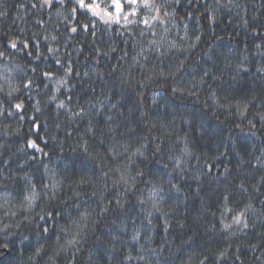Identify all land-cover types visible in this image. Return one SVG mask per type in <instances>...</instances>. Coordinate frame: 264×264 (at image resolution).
I'll return each mask as SVG.
<instances>
[{
  "label": "trees",
  "instance_id": "obj_1",
  "mask_svg": "<svg viewBox=\"0 0 264 264\" xmlns=\"http://www.w3.org/2000/svg\"><path fill=\"white\" fill-rule=\"evenodd\" d=\"M140 1L0 0V264H264V0Z\"/></svg>",
  "mask_w": 264,
  "mask_h": 264
},
{
  "label": "rangeland",
  "instance_id": "obj_2",
  "mask_svg": "<svg viewBox=\"0 0 264 264\" xmlns=\"http://www.w3.org/2000/svg\"><path fill=\"white\" fill-rule=\"evenodd\" d=\"M119 2L121 4V9L119 12L116 11L113 0H84V5L92 15L101 19L109 18L108 15H106L107 12H113L117 16L122 15L125 18L130 13L136 10V8L132 7V5H138L141 1L137 0V3L135 4L130 3V0H119ZM127 7H130V9H128ZM113 17H115V15Z\"/></svg>",
  "mask_w": 264,
  "mask_h": 264
},
{
  "label": "snow or ice",
  "instance_id": "obj_3",
  "mask_svg": "<svg viewBox=\"0 0 264 264\" xmlns=\"http://www.w3.org/2000/svg\"><path fill=\"white\" fill-rule=\"evenodd\" d=\"M78 3L81 5V7H85L84 0H78ZM130 3L135 4V3H137V0H130ZM142 3L144 5V7H149L150 6L149 5V0H142ZM113 4L115 6L116 11L119 12L120 9H121V4H120L119 0H113ZM109 19L118 20L119 17L118 16L113 17V16H111V14H109ZM125 19H127V17H125ZM153 19H155V17H153ZM144 23H148V21L145 20ZM73 31H75V29H73ZM13 47H15V45H13ZM61 106H63V105H61ZM16 107L19 108L20 105H17ZM30 146L35 147L36 145H35V143H32ZM117 203H119V201H117ZM45 231H47V229H45ZM69 243H75V240L70 241Z\"/></svg>",
  "mask_w": 264,
  "mask_h": 264
}]
</instances>
